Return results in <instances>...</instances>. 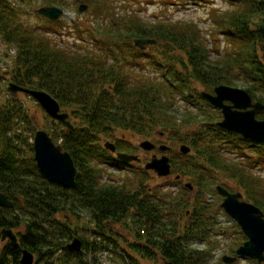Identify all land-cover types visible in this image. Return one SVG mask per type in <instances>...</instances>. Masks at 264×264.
<instances>
[{
	"label": "trees",
	"instance_id": "trees-1",
	"mask_svg": "<svg viewBox=\"0 0 264 264\" xmlns=\"http://www.w3.org/2000/svg\"><path fill=\"white\" fill-rule=\"evenodd\" d=\"M17 1L21 6L35 2ZM40 1L48 7L63 6L62 0ZM83 1L94 6V17H104L100 15L105 13V17L111 18L109 24L115 34L90 22L86 23L88 29L83 31V37L89 35V38L93 37L91 40L105 46L103 50L112 55L113 61H108L106 56L86 53L87 49L79 46L76 50L66 48L61 39L53 38L60 35L54 27L57 22L48 21L50 27L45 29L32 28L23 22L26 8L17 6L13 0H0V34L8 44L18 48L15 83L24 89L50 94L62 107H72L74 116L80 121L71 130L59 124L61 136L52 137L63 151L70 154L77 169L76 187L66 189L49 183L38 169L33 142L29 141L36 128L22 104L15 98L0 103V192L14 204L12 209L0 207V242L2 230L25 228V234H16L21 245L19 250L10 242L0 246V264H20L23 250L33 253L42 264H55L53 260L59 253L63 256L57 259L59 264H96L99 247L109 243L121 249V259L124 261L125 256L131 264H140L141 259L160 260L161 264H220L213 261V250L209 247L214 241L212 234L217 224L213 223V207L202 197L200 201V197L196 199L195 196L194 200L178 199L168 193L160 196L155 193L157 188L147 189L142 180L132 189L115 181L105 182L99 166H103L108 158L101 143L103 137H108L116 129L132 130L142 135L151 132L155 121L152 120L154 105L160 95L172 102V97H176L174 92H179L177 96L187 97L189 103L196 98L211 106L200 93H194L193 80L207 91L220 85L233 86L243 82L253 100L264 104V0H228L231 9H212L214 13L210 17L215 29L212 35L220 33L226 43V50L218 62L208 59L201 34L182 22L147 25L134 17V23L138 22L136 25L122 26V22H115L114 15L106 14V4L111 0L107 3L103 0ZM91 33H100L103 37ZM135 39L153 40L154 46H162L165 51L179 49L184 54L177 57L181 71L176 66V59L171 61L170 57L166 60L162 53L144 54L136 49ZM123 40L127 41L129 52L135 51L137 59L149 60L171 78L161 82L151 80L150 88L126 84L123 74L115 66L123 62L122 56L117 48L112 49V45L119 46ZM84 41L79 37L73 43ZM107 79L114 82L110 91L103 87ZM115 87V92L119 93L117 98L121 99L113 105ZM170 107L167 102L163 105L166 110ZM194 113L203 126L197 132L198 128H194L190 138L182 137L181 141L192 148L193 156L197 158L179 165L187 168L194 165L193 171L187 175L197 179L198 185L211 167L241 180L243 190L252 195L255 191L250 184L251 177L246 174L264 177L261 173L264 170V143L254 144L220 129L212 121L213 116L202 107ZM54 124L56 126L58 122ZM211 136L218 139L223 136L227 143L213 146ZM120 143V150L128 147L126 150L131 153L133 148L130 149L128 142L121 140ZM224 145L239 150L237 154L232 153L235 157L227 156L230 152L226 150L228 147L224 149ZM198 154L204 164L198 161ZM173 163L175 172L180 173L182 168L175 165L178 164L176 159ZM199 194L203 195L202 191ZM252 201L264 209V205L253 196ZM60 211L85 212L95 225L93 234L103 238L105 244L96 242V246L90 249L81 238L84 251L74 253L67 250V245L79 235L70 227L69 221L64 223L56 218ZM114 226H120L124 236L111 237L108 233L113 234ZM197 242L208 246L201 249L195 246Z\"/></svg>",
	"mask_w": 264,
	"mask_h": 264
},
{
	"label": "rangeland",
	"instance_id": "rangeland-1",
	"mask_svg": "<svg viewBox=\"0 0 264 264\" xmlns=\"http://www.w3.org/2000/svg\"><path fill=\"white\" fill-rule=\"evenodd\" d=\"M34 3L27 4L25 6H21L20 3L17 0H13L17 6L22 7L23 9L26 8V15L23 18V22H25L26 25L32 27V28H47L50 27V23L44 19L40 18V16L37 14L36 10H39L43 7H46L45 3L41 2L40 0H34ZM99 2V0H96ZM63 6H58L64 11V16L55 24V28H57V32L60 35L53 36V38H59L63 41V44L66 46V48L71 50H76V46H79L82 48H86V53H89L91 55L98 54L99 56H106L108 61H113L114 59L112 55L108 54L107 50H103L105 46H101L100 43H96L95 41L91 40L93 37L89 38V35H84L83 37V31L88 29V25L86 23L92 22L93 26L105 29L108 32L107 29L111 30V23L110 19L105 17V13H102L100 16L104 17H94V6H88L86 2L83 0H62ZM103 3H107V0H103ZM108 5V10L106 14L114 15L115 16V22L120 23V25H130L132 26L136 25L138 22L134 23V17L140 18V22L146 23L147 25L151 24H170L171 22H182L185 25L189 26L191 29H195L194 31H198L199 34L202 36V41L204 42V46L207 49V56L208 59L212 62H218L221 60L219 56L223 55L224 51L226 50L225 46V40L223 39L222 35L220 33L215 34V36L212 35V31L214 29L213 21H211L210 15L214 13L212 10L213 8H218L221 11L231 9L232 6L228 0H111ZM86 6L87 9L85 11H80V7ZM135 15V16H133ZM170 22V23H168ZM125 24V25H124ZM119 25V26H120ZM215 30V29H214ZM82 31V32H81ZM112 33H116L115 31H112ZM86 34H89L88 32ZM95 34L96 36L101 35L100 33H91ZM102 36V35H101ZM82 38V40H86L83 43H73L75 38ZM103 37V36H102ZM51 38V37H50ZM217 38V40L214 41V39ZM52 39V38H51ZM207 39V40H206ZM4 38L0 34V82L2 84L9 83H15V69L17 66V60H18V48L14 45H8L7 43H4ZM53 40V39H52ZM138 40V39H135ZM135 40L133 42H135ZM144 40V39H141ZM59 41V40H58ZM119 42V41H117ZM121 45L117 46L116 44L112 45V49L117 48V51H120L119 54L122 56L121 60L123 62L121 64H116L115 66L118 67L119 71H121V74H123L124 78L126 79V84L130 86H134L135 88H142L143 86H146L147 88H150L151 80L161 82L165 81L167 77H170L169 74H165L164 70L159 71V68L157 66H154L153 64L149 63V60H146V62H142L141 58L137 59L134 55L135 51L129 52L127 48V41L124 40L120 42ZM111 45V44H110ZM102 47V49L100 48ZM12 48H16V53H14V50ZM120 48V50H119ZM127 48V49H126ZM136 48V47H135ZM133 49V48H131ZM137 49V48H136ZM143 50V53H150L154 55H163V59L168 60V58L171 57V61L176 59V66L181 71V67L178 64L177 57L184 56L183 53L180 52V50H162V46H145ZM215 50V51H214ZM168 51V52H167ZM218 51V52H217ZM218 53L217 55L214 53ZM220 52V53H219ZM115 53V52H113ZM166 53V55H165ZM135 56V57H134ZM124 58V59H123ZM139 61V62H138ZM148 61V62H147ZM110 64V62H108ZM112 63V62H111ZM221 65V64H220ZM219 65V66H220ZM171 78V77H170ZM168 80H171V79ZM114 82L110 79H107L105 82H103V87L105 89H108L110 91L111 86H113ZM238 85H225L233 88H242L246 91L245 87L243 86V82L237 83ZM192 85L194 86V93H213V90L207 91V88L203 87L200 83H198L196 80H193ZM218 87V86H217ZM127 88V86H126ZM116 87L113 91L114 94V102L113 105L118 103L121 98H117L119 93L115 92ZM179 92H174L175 98L172 97V102H170L167 97L160 95V99H157L156 105H154L153 110V119H155L154 122H152L151 126L152 134L149 135L143 132L144 134H139L132 130H123V129H116L111 135L108 137H103L102 140V146L103 144L108 142H113L117 147L121 145V143L118 140H124L128 141L127 144L131 145L132 148V154L135 156H140L143 161H151L152 158H160L163 154L162 151H166L170 148V153H165L168 157H172L176 159L178 164H175L176 166L181 167L179 164L182 165L183 162H192L196 161L197 157H194L193 155H189L187 157H179L180 154V145L184 144V142L181 141L182 137L190 138V132L193 131L194 128L197 129L196 132L200 129V127L203 126V122H200L201 119H196V115L194 112H197L200 107H202L204 110L208 111L207 114L213 116L212 121L215 122L217 125L219 122L223 120V116L221 114V111L214 109L211 106H208L204 102H200L198 99L194 98V102L189 103L187 101V97H181L177 96ZM180 94V93H179ZM20 95V104L24 107V111L27 113V115L33 120V123L36 128L35 134H30L32 136L29 137V141L33 142V149H34V139L36 136V133L38 131H45L47 132L51 137H55L56 135L58 138L62 134V129L58 125L55 126V121H53L46 112L34 102L31 97H27L24 94ZM12 95H7V99L11 98ZM183 96V95H182ZM121 97V96H119ZM54 98V97H53ZM167 100V101H165ZM128 102V100H127ZM167 102V104H171V107L169 109H164L163 105ZM194 103V104H193ZM62 112L69 115L68 121L72 123V125L79 124L80 121L74 116L72 110V107H62ZM191 111V112H190ZM151 117V116H150ZM149 117V118H150ZM258 120H264V112L258 113L257 117ZM197 120V121H195ZM190 123V124H188ZM64 127V126H63ZM66 128V127H64ZM147 131V130H146ZM159 132H163L165 136L163 137L162 147L160 145V150L157 149V151L151 150L150 152L140 150V146L144 142H150L153 145L158 144L159 140L158 138L162 137L159 135ZM53 135V136H52ZM61 139V138H60ZM211 143L213 146H219L223 144H226L227 141L223 139V136H219V139L216 136H211ZM187 144V143H185ZM126 146V144H125ZM130 146V147H131ZM165 147V148H163ZM228 147V148H227ZM140 148V149H139ZM167 148V149H166ZM227 148V149H226ZM165 149V150H163ZM224 149L229 151V154L232 153H238V149H233V147H229L228 145H224ZM158 154V155H154ZM227 155L231 157H235V155ZM237 157V155H236ZM109 158V156L107 157ZM107 160V159H106ZM106 160H104L106 162ZM109 161V160H107ZM198 161L200 163L204 164V159L199 156L198 154ZM206 162V161H205ZM194 163V162H193ZM189 164V163H188ZM134 167L129 168H117V167H110L107 166L106 163L103 164V166H99L101 168L100 170L103 173V177L105 182H113L115 181L117 184H126L130 187V189L134 188L135 185H138L137 183L139 181H144L146 188L148 189H155L157 188L155 193H159V195L164 196L165 193L170 194L173 197L176 198H189L191 200H194L192 198L198 199L200 197V201L202 200L201 197L206 200L212 207H213V223H217L215 226V230L213 231V240L209 247L213 250L214 259L213 261H217L220 264H225L222 260L224 256L228 257H234L236 256L234 254V251L238 248V246L242 245L244 242H246L247 238L243 234L241 228L237 225V223L231 219L225 211L221 208V204L223 203V197H221L218 193V187L221 186L223 188L228 189L230 192H238L242 194L243 200L253 203L252 196L256 200H259L262 205H264V177L258 178L254 174H246L247 176H250V184L251 187H253L254 191L252 195H249L245 190H243L242 186L240 185V181L232 176H228L226 173L217 170L215 171V168H211V170H208V173L205 175V179L202 181L200 185H198V180L192 177L191 175H187V172L193 171L192 166L194 165L190 164L191 168H187L182 166L180 173L183 175L182 181L177 184L176 182V175L177 173H174L173 175L169 177H157L156 174L152 171L149 174L143 173L144 163L141 164H133ZM137 171V172H135ZM186 172V174H185ZM261 173L264 175V170L261 171ZM249 181V180H248ZM191 184L194 189H187L184 187L185 185L189 187L187 184ZM225 184V185H224ZM149 186V187H148ZM230 186V187H227ZM202 191L203 195H200L199 192ZM200 195V196H199ZM254 204V203H253ZM264 207V206H263ZM189 208V207H188ZM186 208L188 211L190 209ZM264 213V209H263ZM56 218L60 220L61 222H70L71 228L73 230L77 231L78 238H83L87 243L88 247L91 249L95 245L96 242H100L102 244H105L103 242L104 239L97 238L95 234H93L92 229H94L92 220L88 217V215L85 212L80 211L77 214L70 213L68 211H60L58 214H56ZM49 228V227H47ZM16 231V232H15ZM14 233H20L25 234V228L24 226L19 228L18 230H15ZM124 231L120 226H114L113 231L111 233H108L111 237L118 238V235H123ZM124 236V235H123ZM130 240H134L133 237L129 236ZM82 240V239H81ZM7 243V242H6ZM72 243V242H71ZM109 243V242H106ZM5 245V242H0V246ZM195 246L199 248H205L208 245H203V243L197 242L195 243ZM84 251V250H82ZM121 249H118L116 245L109 243L108 246L101 245L99 247V250L96 254V264H131V261L128 260V258L124 256V261L121 259L123 258ZM93 256V255H91ZM90 256V257H91ZM63 257L61 253L57 254L53 262L55 264H59L58 258ZM91 259V258H90ZM35 264H42L39 263L37 256H35ZM140 264H161L160 260L155 259H141ZM234 264H258L254 261L247 259V258H241L238 261H236Z\"/></svg>",
	"mask_w": 264,
	"mask_h": 264
},
{
	"label": "water",
	"instance_id": "water-1",
	"mask_svg": "<svg viewBox=\"0 0 264 264\" xmlns=\"http://www.w3.org/2000/svg\"><path fill=\"white\" fill-rule=\"evenodd\" d=\"M86 6L80 7V11H85ZM38 13L51 21L58 20L64 13L56 7H44ZM135 46L144 49L146 45L153 44V40H135ZM13 94L19 92L32 96L42 107V109L53 120L60 122L65 127L73 128L68 121L69 115L61 113L58 101L44 91H30L12 84L9 89ZM203 97L216 109L222 113L223 120L218 123V127L242 136L255 143L264 142V120H258L257 114L264 111L261 102L253 103L250 94L242 88H233L220 85L214 89V94L203 93ZM105 148L111 152H116L114 144L108 142ZM141 148L146 151L154 149L150 142H144ZM165 150V149H163ZM181 152L188 154L190 148L182 145ZM34 158L38 169L43 177L53 184H58L66 189L76 187V167L69 153L64 152L61 146H57L53 139L45 131H38L34 139ZM117 158L123 162L130 163L138 161L137 156L125 153L117 154ZM147 170H152L160 177H168L171 174V166L168 157L161 159L153 158L146 165ZM218 192L224 197L221 207L241 227L247 241L238 248L235 257L224 256L226 264H233L238 257L264 262V213L257 206L242 201L240 193H230L223 187H218ZM14 204L8 197L0 192V207L10 209ZM9 240L12 246L19 250L21 245L19 239L12 230L2 231V241ZM67 250L80 253L82 251V241L78 238L67 246ZM20 264H35V255L28 250L22 251Z\"/></svg>",
	"mask_w": 264,
	"mask_h": 264
},
{
	"label": "flooded vegetation",
	"instance_id": "flooded-vegetation-1",
	"mask_svg": "<svg viewBox=\"0 0 264 264\" xmlns=\"http://www.w3.org/2000/svg\"><path fill=\"white\" fill-rule=\"evenodd\" d=\"M159 135H161L162 137H160V138H158V140H159V142H158V144H155L156 146H155V148H154V150L153 151H157V149H159L160 150V145L162 146V142H163V137L165 136V134L163 133V132H159ZM124 141V140H123ZM126 142H128V141H126ZM132 148V146L130 147V149ZM141 148V147H140ZM139 148V149H140ZM126 149H129L128 147L126 148ZM119 150L118 148H117V152H116V154H118V153H121V152H127V153H130V152H128V151H130V150ZM134 149V148H133ZM140 150H142V149H140ZM132 151V150H131ZM161 151V150H160ZM170 151H171V149H169L168 150V153H170ZM192 152H193V150H192ZM132 153V152H131ZM130 153V154H131ZM115 153H110V152H107V157L109 156V158H108V160L109 161H107V162H105L106 163V165L107 166H110V167H117V168H129V167H134L135 165H133V164H141L142 162L144 163V165L148 162V159L146 160V161H143V159L141 158V160L140 161H138V162H132V163H130V164H126V163H123V162H121V161H119L118 159H117V155H116ZM155 156L156 155H158V154H154ZM163 155V154H162ZM162 155H160L161 157H162ZM176 155H178V154H176ZM189 156V155H188ZM169 158H170V162H171V166H172V174L171 175H173L174 173H175V169H174V158H172V157H170L169 156ZM118 163H121V164H118ZM144 172V171H143ZM149 173H151V172H147L146 174H149ZM170 175V176H171ZM176 177H179L178 179H175L176 180V182H177V184H179V182L180 181H182L183 179H182V177H183V175L181 174V173H177V175H176Z\"/></svg>",
	"mask_w": 264,
	"mask_h": 264
},
{
	"label": "built area",
	"instance_id": "built-area-1",
	"mask_svg": "<svg viewBox=\"0 0 264 264\" xmlns=\"http://www.w3.org/2000/svg\"><path fill=\"white\" fill-rule=\"evenodd\" d=\"M12 49L14 50V53H16L15 49L14 48H12Z\"/></svg>",
	"mask_w": 264,
	"mask_h": 264
}]
</instances>
